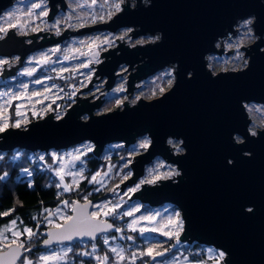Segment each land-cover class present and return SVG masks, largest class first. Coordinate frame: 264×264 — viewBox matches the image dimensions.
<instances>
[{"label": "water", "instance_id": "1", "mask_svg": "<svg viewBox=\"0 0 264 264\" xmlns=\"http://www.w3.org/2000/svg\"><path fill=\"white\" fill-rule=\"evenodd\" d=\"M12 1L0 0V13ZM132 1L133 6L129 0L126 5L120 3L123 9L108 21L77 30L65 28L58 36L41 30L24 35L9 29L0 38V55L17 54L18 58L3 64L0 82L15 73L27 54L57 44L68 37V32L85 34L133 27L132 33H127L131 37L157 34L158 39L130 48L124 45L123 37L122 42L115 38L118 45L99 53L98 57L104 59L95 65V75L88 85L77 93L92 87V81L101 76L106 77L104 88L110 89L121 64L130 69L126 92L132 93L136 81L168 66L174 68L171 87L150 100L140 98L133 105L125 100L122 108L101 114L93 111L103 99L89 101L93 94L76 96V102L61 118L55 119L49 112L26 128L0 131V151L59 150L91 141L92 152L98 156L108 142L128 147L138 137L148 135L150 143L133 156L131 175L120 184V191L134 184L155 157L175 165L180 174L154 184L143 183L128 200L135 197L152 207L173 205L183 221L178 240L221 250V264H264V128L251 134L245 110L246 102L264 104V0ZM48 4L47 20L58 4L62 10L66 6L65 0H48ZM248 17L252 18L255 39L248 47H240L248 57L246 66L212 72L207 66L208 56L224 53L222 41L234 36ZM229 52L232 49L225 53ZM96 75L100 77L94 78ZM84 114L87 119L80 118ZM236 134L243 140H235ZM168 138L180 139L184 151L175 153ZM92 203L74 202L70 217L59 227H49L39 247L92 241L109 233L112 228L96 232L95 239L81 234L111 224L91 215ZM69 236L71 239H67ZM46 240L50 241L48 245ZM22 256L23 248L11 245L0 251V264H17Z\"/></svg>", "mask_w": 264, "mask_h": 264}, {"label": "rangeland", "instance_id": "2", "mask_svg": "<svg viewBox=\"0 0 264 264\" xmlns=\"http://www.w3.org/2000/svg\"><path fill=\"white\" fill-rule=\"evenodd\" d=\"M84 2L85 0H65L66 6L64 10L58 4L53 17L47 20L50 8L48 0H13L0 13V28L6 29L7 31L13 28L17 34L24 35H30L41 30V32L48 31L52 35L58 36L65 28L68 30H77L84 26L108 21L119 12L115 9V4L121 3L126 5V0H123V2L121 0H97L96 4L92 5L91 8L87 6L83 8L78 7V4H83ZM87 3L91 4V0H87ZM33 4H40L41 7L34 9L32 7ZM133 4L134 2L129 0V5L133 6ZM122 9L123 6L120 5V11ZM9 13H11V16ZM93 14L96 16L95 22L92 21ZM101 17L103 18L101 19ZM248 21L252 22V18L248 17L244 19L239 24L237 33L222 41L224 53L208 56L207 66L212 72L236 70L246 66L248 57L244 55V49H240V47H248L255 39L252 33L251 23H247ZM57 29H59V34H57ZM131 30H134V28L122 27L115 31L99 30L85 34H70L68 32L66 34L68 37H64L57 44L39 48L27 54L22 65L15 73L0 82V126H3L4 129L8 127L26 128V124L33 120L43 118L49 112H53L55 119L61 118L65 114L66 109L76 102V96L86 98L93 94L88 98L89 101L96 100L98 97L101 100L103 99L100 106L93 111L95 114H101L113 110L118 106V108H122L125 100L129 105H133L140 98L150 100L169 89L174 80L173 68L171 66L136 81L133 84L134 88L132 89V93L126 92L127 75L130 69L126 70L128 68L127 64H121L116 69L118 75L110 89L106 90L104 88L106 77L101 76L98 79L100 76L96 75L94 78L98 80L92 81V87L77 93V90L88 85L92 76L95 75V65L104 59L102 56L98 57L99 53L118 45V41H115V38H118L119 42H122L123 37V41H126L124 45H128L130 48L136 46V44L143 45L158 39L157 34L131 37L129 35L132 33ZM7 31H0V38L5 37ZM128 32L129 34H127ZM41 36L37 35V38ZM105 40L109 43H105ZM26 41L29 42L30 38H27ZM81 41L84 43H81ZM216 45L218 48L220 47L219 42ZM53 49H57V51L53 52ZM231 49L232 52L225 53ZM66 56L68 59H65ZM45 57L47 58V63H45ZM17 58V54H12L11 56L0 55V61H3V63H0V72L3 69L4 63L9 62L10 59L11 61H15ZM92 61L93 66L88 68ZM84 65L87 66L85 67ZM133 70L134 68L131 69V71ZM28 72H31L32 75H27ZM69 79L72 81L68 82ZM36 81H40V83ZM73 81L75 82L74 84ZM100 94L103 95L99 96ZM129 95L130 97H128ZM245 110L250 118L248 130L251 134L256 133L259 128H264V104L246 102ZM87 117L88 115L84 114L80 118L87 119ZM17 123L19 126H16ZM234 139L237 141L243 140L237 134L234 135ZM145 141H147L148 146L150 143L148 135L138 137L128 146L130 148L128 150L130 156L128 155V158L125 159V163H129L130 165L133 156L147 148L141 146ZM119 143L121 142L114 141L106 143L98 156L104 153L106 146H109L112 150L118 148ZM167 143L175 153L184 151L180 145V139L168 138ZM93 147L94 143L91 141H83L59 150L27 151H29L28 155L30 159L36 162L37 166L42 170L48 172H46L48 177L59 186L62 192L70 193L85 178V157L89 152L93 153ZM15 149H12L14 153L9 158L11 162L20 158V153ZM109 153L106 152V154ZM121 156L127 155L124 154ZM3 167H6V165H3ZM18 169L20 170V176L30 175V169L28 167L20 166ZM2 170L5 169L3 168ZM115 170V165L107 162L105 167L89 175L87 181L95 184V189L104 190L113 177ZM117 170L119 169L117 168ZM129 172L131 174V167ZM177 173L180 174V170L175 165L168 163L160 157H155L149 164L145 165L143 175L134 184L126 186L121 191L120 185L112 187L110 188V195H106L97 201L91 200L93 203L90 213L91 215L95 214L94 216L92 215L93 217L108 221L114 216L122 219L115 227L120 229L116 237L122 239V241H117L115 236L106 235L107 233L102 234L104 235L103 242L105 236L108 238V244L104 243V246L108 247L109 252L107 260L98 259L105 257V255H102V252H99L97 247L93 250L92 244H84L83 247L86 246L87 249L81 248L76 251V247H72L71 244H58L42 249L43 251L36 256L34 263L71 264L72 259H74V254L78 253L81 257L91 259V264H135L140 257L142 260L136 264H206L200 260L190 258L180 251H166L168 249L166 247L167 245L165 246L166 240L170 237L175 238L176 236L172 235V233H180L182 230L177 228L175 224L177 219L182 220L180 215L179 217L176 216L177 212L180 214L177 208L171 204H164L159 207H153L149 211H142L143 207L140 203H135L133 201L134 198L128 200L133 192L141 187V184H154L160 179L176 177ZM0 177L4 179L6 173L0 172ZM93 177L96 178L95 181H93ZM142 181L144 182L141 183ZM137 185H139V188L136 187ZM65 186L68 187V191L64 190ZM130 189L136 190L130 191ZM107 193L109 194V191ZM23 198L34 199L33 190L28 189L25 191ZM77 201L85 202L86 200ZM72 204L70 202H63L60 206L52 210H43L42 217H45V223L52 227L58 226L66 221L70 217ZM113 209L114 214L105 215L106 212H111ZM127 213H131V215ZM169 220L172 221L171 224ZM133 221H136L134 225L135 231L128 227ZM24 229L30 228L16 221L14 224L11 221L0 228V251L11 245H23V256L21 257L23 259L21 262L18 261L17 264H25V260L30 261L28 250L31 248L36 237L33 235L30 238ZM149 229H157V231H150ZM124 230L127 232H124ZM162 231L168 232L169 236L161 235L160 233ZM134 236L139 238V240L135 241ZM128 237H132V239H128ZM162 239L165 240L160 243L159 241ZM130 240L131 242H129ZM83 241L86 240L79 242L83 244ZM158 242L159 244L157 245L156 243ZM205 247L207 249L206 258L211 264H221L223 262L224 255L223 257L220 256L221 250L210 246ZM113 248L117 249L120 255L111 251ZM150 249L153 250V253L162 252L164 255L156 256L155 261H153L146 254ZM85 252L91 253V255L85 256L81 254ZM45 255L56 256L59 259L41 260L40 257ZM121 256L123 257L122 259ZM78 264L83 263L80 261Z\"/></svg>", "mask_w": 264, "mask_h": 264}, {"label": "trees", "instance_id": "3", "mask_svg": "<svg viewBox=\"0 0 264 264\" xmlns=\"http://www.w3.org/2000/svg\"><path fill=\"white\" fill-rule=\"evenodd\" d=\"M70 81L72 80L69 79L68 82ZM74 83L75 82L73 81V84ZM118 145V148L112 150L109 148V146H106L104 153L98 157L89 152L85 157V178L82 179L78 183L77 187H75V189L70 193H65L60 190L59 186L54 183L50 177H48V172L42 170L37 166L36 162L30 159V156L28 155L29 151L16 148L15 150H18V153H20V158L14 162L9 160L14 151H0V172L6 173V177L0 180V213H8V215H0V228L11 221H16L21 225L29 227L32 232L35 233L34 237H36L34 238V243H32L31 248L28 250V253L30 254L29 260L32 262V264H35L34 261L36 260V256H38V254L43 251L39 245L46 237V231L50 227V225L45 223V217H42L43 210H52L57 206H60L63 202L74 203L77 200L97 201L101 198H104L106 195H110V188L120 185L131 175L129 172L130 165L129 163H125V159L128 158V150L130 148L124 147L122 143H119ZM110 151L111 153H109ZM106 152L109 154H106ZM124 154L127 156H121ZM107 162L114 164L115 169L117 170L118 168L119 170L114 171L115 173L109 184L106 186V189H95L96 185L89 183L87 178L89 175L100 170L102 167H105ZM3 165H6V167H3ZM120 165L122 166L120 167ZM20 166L28 167L30 169V175L20 176V170L18 169ZM3 168L5 170H2ZM28 189H32L34 192V199L32 200L23 198V193ZM108 191L109 194L107 193ZM133 201L135 203L141 204L143 207L142 211H149L153 208L149 203L141 202L135 197ZM110 221L114 227L112 228L111 232L107 233L106 235L115 236L117 241H122V239H118L116 237L118 236L119 231H116L117 228H115L116 224L122 221V219L114 216L110 218ZM124 232L127 231L124 230ZM103 236L104 235L98 236L92 242L83 241V244L82 242H79L75 244L73 243L71 246L76 247V251L80 250L81 248H86V246L83 247L84 244L93 245V243H95L97 250L102 252V255L108 257V247L104 246L105 244L103 242ZM134 238L136 239L135 241L139 240V238L135 236ZM164 240L165 239H162L159 242L161 243ZM129 242H131V240ZM159 242L156 244L158 245ZM174 242L179 243L177 237L168 238L166 240L165 246L167 245L166 247H169V245ZM187 244L190 246L201 245L200 243L193 242ZM22 259L23 258H21L19 262H21ZM137 260L138 261L135 262V264L140 262L142 259L140 257ZM80 261L83 264H91L92 262L91 259L81 257L78 255V253H76L74 254V259H72L71 264H78Z\"/></svg>", "mask_w": 264, "mask_h": 264}, {"label": "snow or ice", "instance_id": "4", "mask_svg": "<svg viewBox=\"0 0 264 264\" xmlns=\"http://www.w3.org/2000/svg\"><path fill=\"white\" fill-rule=\"evenodd\" d=\"M96 2H97V0H91V4H88V3H87V0H85V2H84L83 4H78V7L83 8V7L87 6V7L91 8L92 5H95V4H96ZM121 2H123V0H121ZM32 7H33L34 9H35V8H40L41 5H40V4H33ZM114 7H115V9H116L117 11H120V4H119V3L115 4ZM9 15L11 16V13H9ZM102 18H103V17H101V19H102ZM95 20H96V16L93 14V16H92V21L95 22ZM247 23H251V21H248ZM0 31H4V32H6L7 30H6V29H3V28H0ZM57 34H59V29H57ZM81 43H84V42L81 41ZM93 43H94V42H93ZM105 43H109V42H108L107 40H105ZM52 51L55 52V51H57V49H53ZM82 54H84V53H82ZM65 59H68V57L66 56ZM0 63H3V61H0ZM45 63H47V58H46V57H45ZM84 66L86 67L87 65H84ZM27 75H32V73H31V72H28ZM36 82H37V83H40V81H36ZM16 126H19V124L17 123ZM3 130H4V127H3V126H0V131H3ZM253 135H255V133H253ZM170 143H171V141H170ZM141 146H142V147H147V141L143 142V143L141 144ZM177 174H178V173H177ZM0 179H2V177H0ZM95 180H96V178L93 177V181H95ZM143 182H144V181H142L141 183H143ZM136 187L139 188V185H137ZM64 190H65V191H68L69 189H68L67 186H65V189H64ZM135 190H136V189H130V191H135ZM10 211H11V210H10ZM110 214H114V209H113L111 212H106V213H105V215H110ZM127 214H128V215H131V213H127ZM0 215H8V213H7V212H5V213H0ZM92 215L94 216L95 214H92ZM179 215H180V214L177 212V213H176V216L179 217ZM12 223L14 224L15 221H12ZM102 223H103V222H102ZM135 223H136V221H133L132 224H129V225H128V227L131 228L133 231L136 230L135 227H134ZM169 223L171 224L172 221L169 220ZM175 224H176V227H177V228L182 229V227H183V221H182V220L177 219V220L175 221ZM58 227H59V225H58ZM111 228H113V224H105V227H104V228H97L95 231H92V232H84V233H81V234L90 235L93 239H95V238H96V232H106L108 229H111ZM149 230H150V231H157V229H149ZM24 231L28 233V235H29L30 238H31V236L35 235V233H33L30 229H24ZM116 231H120V229L117 228ZM160 234H161V235H165V236H169V233H168V232H165V231H162ZM172 235H175V236L178 238V237H179V232L172 233ZM170 238H171V237H170ZM67 239H71V236L67 237ZM128 239H132V237H128ZM44 243H45V245H48V244L50 243V241L46 240ZM104 243H105V244H108V238H107L106 236L104 237ZM18 247H23V245L20 244V245H18ZM92 247H93V250H95V248H96L95 243H93ZM111 251L116 252L117 255H120V252H119L117 249H115V248L111 249ZM166 251H167V250H166ZM81 254H82V255H85V256H89V255H91V253H87V252H85V253H81ZM146 254H147L149 257H151V258L153 259V261H155V257H156V256H163V255H164V253H162V252H155V253H153V250H151V249H150ZM18 255H19V254L17 253V256H18ZM142 255H143V253H142ZM223 255H224V253L221 252V253H220V256L223 257ZM122 258H123V257L121 256V259H122ZM40 259L43 260V261H48V260H50V259H59V257H56V256H47V255H45V256H41ZM98 259L107 260L108 257L105 256V257H103V258H98ZM134 259H135V257H134ZM25 264H32V262H31V261H28V260H25Z\"/></svg>", "mask_w": 264, "mask_h": 264}, {"label": "built area", "instance_id": "5", "mask_svg": "<svg viewBox=\"0 0 264 264\" xmlns=\"http://www.w3.org/2000/svg\"><path fill=\"white\" fill-rule=\"evenodd\" d=\"M173 68V67H172ZM174 71V68L173 70ZM186 244V245H185ZM174 242L171 243L167 249V251H180L183 252L185 255L189 256L190 258L200 260L201 262H205L206 264H211L210 261L206 258V247L204 245L198 246H190L186 242Z\"/></svg>", "mask_w": 264, "mask_h": 264}]
</instances>
